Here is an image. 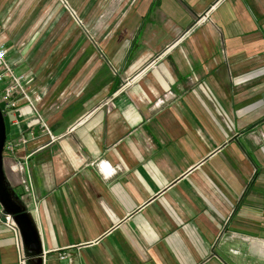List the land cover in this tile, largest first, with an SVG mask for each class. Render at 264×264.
Wrapping results in <instances>:
<instances>
[{"label": "crops", "instance_id": "0c3cea01", "mask_svg": "<svg viewBox=\"0 0 264 264\" xmlns=\"http://www.w3.org/2000/svg\"><path fill=\"white\" fill-rule=\"evenodd\" d=\"M2 1L28 96L3 111L25 139L4 175L43 264H264V0H139L132 41L45 74ZM18 261L0 205V264Z\"/></svg>", "mask_w": 264, "mask_h": 264}, {"label": "rangeland", "instance_id": "374dc122", "mask_svg": "<svg viewBox=\"0 0 264 264\" xmlns=\"http://www.w3.org/2000/svg\"><path fill=\"white\" fill-rule=\"evenodd\" d=\"M2 2L8 8L6 11L8 18L16 21L15 25H18L15 43L19 44L20 54L28 55L31 52L34 56L50 55L45 61H32L42 69L41 74H45L50 69L54 72L61 68L62 71L68 64H72L75 68L79 67L84 61V58H79L82 51H86L88 59L90 52L97 50L99 57L106 61L105 50L110 48L111 39L116 33L114 31L118 29L122 35V39L118 40L117 44L120 41L122 43L132 41V32L120 27V24L124 18H131L133 9L139 7L140 1L3 0ZM133 17H139L138 13H133ZM12 42L7 45L9 56L15 54L17 50ZM117 44L113 45L114 48H118ZM2 87L1 83L0 90ZM1 99L0 94V109L4 113L9 112Z\"/></svg>", "mask_w": 264, "mask_h": 264}, {"label": "water", "instance_id": "95a60500", "mask_svg": "<svg viewBox=\"0 0 264 264\" xmlns=\"http://www.w3.org/2000/svg\"><path fill=\"white\" fill-rule=\"evenodd\" d=\"M5 142L6 123H4L3 111L0 109V205L3 216H10L19 230L27 264H43L42 244L37 227L34 225L30 212L27 211L21 199L15 196L4 175L3 148Z\"/></svg>", "mask_w": 264, "mask_h": 264}, {"label": "built area", "instance_id": "2783aa9c", "mask_svg": "<svg viewBox=\"0 0 264 264\" xmlns=\"http://www.w3.org/2000/svg\"><path fill=\"white\" fill-rule=\"evenodd\" d=\"M8 53L9 49L6 42L2 39V31L0 30V84H3V87L0 90V94L2 96L1 102H5V108L14 110L17 107V102L13 98L16 94L21 95L22 98L26 100L28 99L25 87L27 78H25V75L23 74L15 73L13 65L9 62ZM19 143H25V139H21L18 143L5 142L3 150L12 152L18 147ZM5 222L7 227H9L16 236L17 248L19 251L18 263L27 264V258L23 253V245L17 226H15L10 216L5 215ZM42 255L44 259V254L42 253ZM58 255L59 260L62 262L67 259L66 253H60Z\"/></svg>", "mask_w": 264, "mask_h": 264}]
</instances>
